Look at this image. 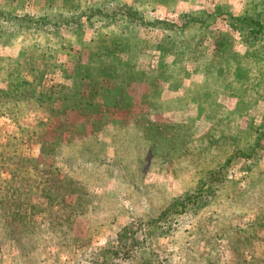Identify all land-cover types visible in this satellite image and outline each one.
I'll use <instances>...</instances> for the list:
<instances>
[{
	"label": "rangeland",
	"instance_id": "374dc122",
	"mask_svg": "<svg viewBox=\"0 0 264 264\" xmlns=\"http://www.w3.org/2000/svg\"><path fill=\"white\" fill-rule=\"evenodd\" d=\"M123 5L159 28L95 22ZM263 6L0 0V264H79L210 177L161 264H264V43L232 26Z\"/></svg>",
	"mask_w": 264,
	"mask_h": 264
},
{
	"label": "trees",
	"instance_id": "16d2710c",
	"mask_svg": "<svg viewBox=\"0 0 264 264\" xmlns=\"http://www.w3.org/2000/svg\"><path fill=\"white\" fill-rule=\"evenodd\" d=\"M262 9L251 16L244 15L232 18L235 22L232 24L234 30L241 31L243 23L244 29H246V36L248 35L256 40L258 39L259 43H264V6ZM96 16H94L97 19L95 22L103 25L107 22L111 23L112 21L118 20L123 23L125 22L122 21L123 18L129 19L125 25V32L129 34H133L136 27L159 28L161 24L158 20H145L142 16H137L135 12H131V9L125 5L117 11H114L113 14H107L104 19L97 18ZM92 17L91 11L84 8L72 13L70 16L64 17L63 24H68L70 21L75 20L88 25L83 19L90 21ZM15 18H17V21L20 20L19 22L22 21L21 17L16 16ZM46 18V16L40 18L27 16L24 19H26L25 22L27 25L30 26L40 22L43 23ZM44 23L54 24L55 26L58 21L50 20ZM184 25L186 26V22ZM261 134L264 135V129L261 131ZM211 182V177L209 180L202 179L189 193L173 199L167 207L156 215L147 217L146 219L135 218L132 224L122 227L115 235L108 238L104 245L92 248L79 264H161L160 254L155 251L153 246L155 236L162 235V232L168 229L167 227L178 216L186 212L198 213L203 208L200 197L201 190L211 187ZM138 232L142 233V237L139 238L136 236Z\"/></svg>",
	"mask_w": 264,
	"mask_h": 264
}]
</instances>
